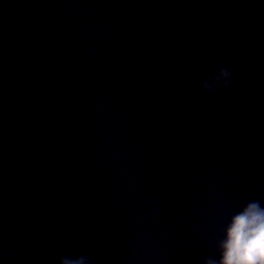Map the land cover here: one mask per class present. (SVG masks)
<instances>
[{
  "label": "water",
  "instance_id": "water-1",
  "mask_svg": "<svg viewBox=\"0 0 264 264\" xmlns=\"http://www.w3.org/2000/svg\"><path fill=\"white\" fill-rule=\"evenodd\" d=\"M253 201L264 0H0V264L219 261Z\"/></svg>",
  "mask_w": 264,
  "mask_h": 264
},
{
  "label": "clouds",
  "instance_id": "clouds-1",
  "mask_svg": "<svg viewBox=\"0 0 264 264\" xmlns=\"http://www.w3.org/2000/svg\"><path fill=\"white\" fill-rule=\"evenodd\" d=\"M222 71L229 75L226 69ZM220 248V260L209 258L205 264H264V207L259 201L249 202L232 216Z\"/></svg>",
  "mask_w": 264,
  "mask_h": 264
}]
</instances>
